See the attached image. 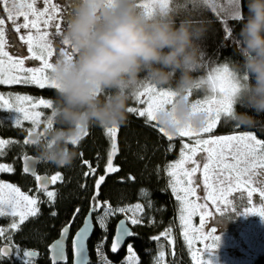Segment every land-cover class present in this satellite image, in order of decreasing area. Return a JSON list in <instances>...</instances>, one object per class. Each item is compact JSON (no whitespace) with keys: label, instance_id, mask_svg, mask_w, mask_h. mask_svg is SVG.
Instances as JSON below:
<instances>
[{"label":"clouds","instance_id":"obj_1","mask_svg":"<svg viewBox=\"0 0 264 264\" xmlns=\"http://www.w3.org/2000/svg\"><path fill=\"white\" fill-rule=\"evenodd\" d=\"M244 7L246 14L238 0L232 9L240 22L235 50L241 59L232 66L238 88L227 119L251 127L256 117L235 106L264 114V0H244ZM207 30L204 19L177 23L172 12H149L140 0H76L62 33L70 51L48 69L56 93L51 114L42 134L32 137L39 158L70 167L90 126L126 122L130 93L144 81L174 93L156 112L160 127L172 135L189 125L203 127L208 113L194 110L188 93L200 84L192 75L202 66L196 41Z\"/></svg>","mask_w":264,"mask_h":264},{"label":"snow or ice","instance_id":"obj_2","mask_svg":"<svg viewBox=\"0 0 264 264\" xmlns=\"http://www.w3.org/2000/svg\"><path fill=\"white\" fill-rule=\"evenodd\" d=\"M211 0H153L151 9L149 12L156 11L157 7L159 11L179 12L180 14L188 13L191 11L199 10L201 5H208ZM0 3L4 4V11L7 13V19L14 25L9 29L5 24V19L0 18V85L5 84H35L40 88H45L46 85L55 88V84L49 79V76L45 74V70L51 67V62L47 57L53 55L52 42L50 33L48 31L41 32L40 21L43 20V26L45 29L50 26H54L56 34H61V22L66 18V9L60 7L58 4H54L53 0H44L46 7L43 11L38 10L35 5L37 0H0ZM229 5L235 6L238 0H227ZM191 6V9L189 8ZM71 7V5H69ZM141 7L145 9L149 8L148 4H141ZM234 8V7H233ZM24 18L23 23L18 22L19 17ZM30 16L33 17L30 19ZM231 18L238 20V16L231 11ZM53 21H56L54 25ZM36 30V35L33 36L31 30ZM21 30H29L26 35L20 34ZM10 31L19 34L15 39L10 35ZM231 34V29H226ZM17 40L22 45H27L28 55L20 56L17 53L10 55V51L16 47ZM63 45H67L65 41H61ZM60 53L67 54L68 51L64 49L60 50ZM39 60L42 61V67L40 68H26L25 62ZM217 71H220L219 69ZM223 73L225 74L220 78V86L218 89L219 99L213 98L207 101L208 107L205 108L204 104L197 102L193 104L194 110L206 111L208 113V119L206 124L199 128L193 129L190 125L181 128L177 134L181 137H195V146L184 144L180 159L168 166V175L170 179V187L176 200L179 202V219L182 227L184 228V236L189 246L191 247L193 241L202 243L204 247L202 249H196V252L200 253L203 257L205 250L211 252L218 246L219 237L215 234L214 228L206 229L207 218L212 215V210L217 212L230 208L232 201L229 199L233 193L240 192L247 196L248 207L243 209V212L247 214H257L264 219V207L257 208L253 204V196L259 193V196L264 200V189L253 186V180L257 176H264V140H259L251 133L242 135H230L227 137H216L210 139H200V133H209L212 131L216 122L221 117H227V114L232 110L233 97L238 88V80L234 76L233 72L228 70L227 65L223 66ZM200 83H203L200 82ZM145 87L146 91L151 93L148 100V107L144 110H137L136 108H127L128 112H135L141 117H147L148 121H157L156 112L172 102L174 93L170 90H157V87L151 83L147 85H140ZM200 84L196 87L199 88ZM216 86H213V92H216ZM140 93L139 95H143ZM188 95H191L189 90ZM139 99V96L137 97ZM17 100H31V97H16ZM0 101L4 103L0 104V109L16 112L17 116L14 117V123L19 126L21 118L24 120H30L33 124V128L29 130L28 138L25 139V144H32V137L38 133L35 128L41 123L40 113L36 112L29 114L24 109L14 108L12 104L8 103L3 95H0ZM141 103L145 101L141 100ZM39 104L46 108H51L52 102L46 100H40ZM36 105H33L35 107ZM45 123V122H44ZM160 131L164 135L168 136L171 141L173 136L168 133L164 128H160ZM116 132L117 126L104 127V134L111 138V150L108 152V160L105 166V173H115L119 171V168L113 166V156L115 155L116 148ZM42 134V131H40ZM87 131L83 133V136L87 135ZM13 143L10 140L0 139V155L4 154L5 146ZM198 153L206 154V156H198ZM199 160H205L202 168ZM25 167L24 171H32L31 158L24 157ZM84 164H88V161H83ZM192 165L187 167L186 165ZM14 171L11 165L0 163V172H12ZM96 169L89 166V171L84 175L88 176L95 173ZM198 172H202L203 190L206 193L203 197L197 196V185L201 181V177L197 176ZM38 191L43 192L47 197V202L52 204L55 202V198L58 195L56 190H48L49 184L55 185L58 181H63V176L60 173H56L49 177H42L37 175ZM105 181V176H100L96 180V187L99 189L101 184ZM83 187V185H81ZM5 189L7 190L6 195ZM198 200H203V203H197ZM42 201L38 197H31L27 194L21 193L20 189L14 185L7 184L0 181V217H19V223L13 222L10 225L11 230L17 229L23 224L29 217H37L39 214V204ZM100 207L99 204L95 205L90 214L85 218L83 227L72 238V251H73V264H88V256L86 250V240L89 237V233L92 231L93 225L91 221V211ZM151 207V204H148ZM80 209L77 208L73 214V219L61 230V238L53 245L50 246L52 250V264H67V255L65 250V244L68 237L71 223L74 222L76 215H78ZM142 212L143 207L137 204L133 208H112L104 204L103 215L97 218V222L101 229L107 232V220L109 217L115 215L117 212ZM52 215H56L55 212ZM199 216V227H192L191 219L193 216ZM130 219L132 225L142 223V220L133 216ZM170 229L162 232L160 236H168ZM6 230L0 228V238L8 239L5 236ZM136 235L131 232L126 226V220H121L117 225L116 235L113 239L111 251L116 253L123 241L124 237H132ZM160 236L153 237L154 240H159ZM106 236L104 240H106ZM103 241L97 246V255L99 257L98 264H111L108 258L102 252ZM129 255L125 258V264H138L137 257L133 251L132 245H128ZM37 253L32 251H23L19 248L13 249L10 244L0 246V260L11 258L15 256L22 260V264H31L32 257ZM164 256L163 252L158 254L156 264H160ZM196 264H211L209 260L203 258L197 259Z\"/></svg>","mask_w":264,"mask_h":264},{"label":"trees","instance_id":"obj_3","mask_svg":"<svg viewBox=\"0 0 264 264\" xmlns=\"http://www.w3.org/2000/svg\"><path fill=\"white\" fill-rule=\"evenodd\" d=\"M225 1L217 0L214 7L201 5L199 10L191 11V14L172 12L177 23L185 18L207 21V32L196 41L203 53L202 66L192 73L197 80L205 76L218 63H227L232 67L241 59L235 50V37L239 32L240 22L228 19L224 14L226 13L224 12ZM140 3L149 5V8L145 10H152V0H140ZM189 8L191 9V6ZM241 11L246 14L244 0H241ZM227 20L230 22L231 34L227 32L225 36L222 26ZM143 75L142 73L141 76ZM143 83L147 85L150 82ZM27 88H31L33 92L38 91L42 100L52 102L56 97L55 89L49 86L45 88L28 86ZM157 89L168 90L167 87H157ZM6 90L0 85V94H4ZM141 90L142 86H139L130 93L127 108L133 107L137 110L142 108L143 103L140 102V97L137 98ZM202 92V87L193 88L189 97L192 100ZM235 107L238 112H248L256 117V124L251 127L238 126L230 120H221L211 131V136L244 132L264 140V114L257 115L251 109L240 105ZM41 109L43 116L47 119L51 114V108L42 106ZM43 126H39L38 130L42 131ZM27 129V124L17 126L6 112L0 109V138L13 141L5 146L4 154L0 155V163L11 165L14 169L12 172H0V181L12 184L21 192L32 194L42 201L39 204L38 216L29 217L15 230L8 231L14 222V217H0V228L5 229V236L9 237L8 239L0 238V246L13 243L21 250V253L26 249L35 250L38 255L35 259H31V264H51L47 246L58 236L62 226L69 224L76 209L79 208L80 211L70 227L71 232H74L79 227L76 228L77 224H81L82 218L92 205L99 204L100 208L98 207L92 214L94 231L87 246L88 264H98L97 246L102 241V252L111 264H125L126 247L115 255L109 254L115 223L123 216L118 213L116 216L109 217L107 232H105L99 226L96 215L103 211L101 207H104L105 202L112 208H121L145 200L148 203L142 211L144 219L142 223L132 225L133 233L136 235L132 236L127 243L132 245L138 264H156L160 252L164 253L161 264H189L187 251L183 246L179 248V242L172 249V245L165 239H153V230L158 226L159 229L172 226L175 232L178 231V201L171 190L167 170L170 164L178 160L180 154L179 142L174 141L175 143L171 145L172 142L168 141L154 121H148L146 116L141 117L135 112L127 111V120L123 125L117 126L115 137L117 151L112 160L113 166L119 168L118 172L105 173L108 152L111 150V138L104 134V127L97 125H92L86 130L88 134L81 139L76 149L78 155L70 167H57L40 159L38 172H46L50 176L60 173L63 176V181L52 185L58 192L52 204L47 202L43 192L38 191L35 179L21 171L20 159L23 155L38 156L33 144L24 143L27 138ZM83 161H88V164H84ZM89 166L96 171L85 176L84 173L89 171ZM100 176H105V181L97 189L96 180ZM149 203L151 207H148ZM53 212L56 215L53 216ZM105 236L106 240H104ZM176 236L180 240L179 232H176ZM67 253V264H71L69 244ZM0 264H22V260L12 256L0 260ZM251 264H264V251L258 254Z\"/></svg>","mask_w":264,"mask_h":264},{"label":"rangeland","instance_id":"obj_4","mask_svg":"<svg viewBox=\"0 0 264 264\" xmlns=\"http://www.w3.org/2000/svg\"><path fill=\"white\" fill-rule=\"evenodd\" d=\"M152 2H153V0H152ZM38 3H41V4L38 5L36 3L35 7L38 10L43 11L44 8L46 7V5L44 4V0H40V2H38ZM53 3L56 4L55 0H53ZM215 4H217V0H211V2L208 4V6L214 7ZM233 7L234 6L229 5L227 2L224 5V8H225L224 12H226L224 14L227 16L228 19H232L231 18V11H232ZM32 18L33 17L30 16V19H32ZM18 22L23 23L24 18L22 16L19 17ZM55 22L56 21H53L52 24L54 25ZM60 22H61V34H56V30H55L54 26H50L49 28L45 29L43 26V20H41L39 22L41 32L48 31L50 33L49 39H51V42H52L53 55L51 57H47V58L49 59V61L51 63H53L54 60L56 59V57L60 54L61 49H64L65 51H68V52L70 51V49L68 48L67 45H63L61 43L62 33H63L64 27L66 26V23L64 20L60 21ZM222 29H223L224 35L226 36L227 32H228V31H226V29H230V22L228 20L225 21V23L222 26ZM28 31L29 30H21L20 34L26 35ZM31 32H32L33 36L36 35L35 29H32ZM18 35L19 34H17V36ZM20 46L22 48H24V51H22L23 56H27L28 55L27 45H22L20 42ZM13 53H17L16 47H14L12 49V51H10V55H12ZM225 65H227L228 70L230 72H232V67H230V65H228L227 63H221V64L218 63L216 66L212 67L206 73L205 76L198 79V81H200V82L203 81V83H200V87L203 88V92L200 93L199 95H196L192 100L189 97L190 101L193 104H196L199 101V102L204 104L205 108H207L208 107L207 101H210L213 98L219 99L218 89H219L220 82H221L220 78L225 75L223 73V66H225ZM25 67L26 68H40V67H42V61H39V60L27 61L26 60ZM218 69L220 71H217ZM45 74L48 75V70H45ZM214 84H215L216 89H217L216 92H213ZM141 85H145V84L142 83ZM28 86L40 88L39 86H37L35 84H12V85L5 84V85H1V87L4 89L10 90V91L6 90L7 93L4 92V94L2 93L0 95H3L4 99L8 103L12 104L14 108L24 109L29 114L39 112L40 118H41V123L39 126L44 125V122L47 119H46V117L43 116V112L41 109L43 105L39 104V101L42 100V98H41L38 91L33 92L31 88H27ZM46 87H47V85H46ZM157 90H159V89H157ZM140 93H144L143 95H139L140 99L145 101L143 103L142 108H140V110H144L148 107V100L151 96V93L146 91L145 87H142V90L139 92V94ZM17 96L31 97V100H17L16 99ZM2 103H4V101H0V104H2ZM33 105H36V106L33 107ZM3 111H5L6 114L13 121H14V117L18 115V113H16V112H10V111H6V110H3ZM221 120L226 121L229 119H227V117L222 116L221 119L216 122L215 126ZM154 122L157 124L158 128L160 129L161 127L159 126L158 122L157 121H154ZM21 124H27V126H28L27 131H29L30 129H32L34 127L30 120H24L22 118H21L20 125ZM228 125H230V123ZM39 126L35 128V130L38 132L40 131V130H38ZM215 126L213 127L212 130H214ZM210 133L211 132L200 133L199 138L200 139H210V138H216V137H227L230 135L247 134L244 132H235V133H229V134H224V135L211 136ZM166 138L168 139V136H166ZM0 139H2V138H0ZM195 139H196L195 137H187V136L181 137V136L175 135V136H173L171 141L169 139H168V141L170 143L172 142L171 145L173 144L174 141L179 142V152L181 153V149H182L184 144H189V145L195 146ZM198 156H206V154L198 153ZM180 158L181 157L179 154L178 160ZM177 161H174V162H177ZM198 162L200 163L201 168H202L203 162H206V161L205 160H199ZM186 166L191 167L192 165L189 164ZM167 174H168V171H167ZM196 175L201 177V181L197 185V196L203 197L204 195H206V193L203 190L202 172H198ZM168 179L169 180L171 179L169 177V175H168ZM7 184H9V183H7ZM253 186L258 187L260 189H264V176L255 177L253 180ZM48 190H56V189L51 186ZM6 193H7V190L5 189L4 194L6 195ZM21 193H23V192H21ZM24 194H27L31 197H35L32 194H28V193H24ZM45 197H46V195H45ZM174 197H175V195H174ZM229 199L232 201V205L230 208L224 209V206H222V210L220 212H217L213 209L212 215L207 218V224L205 227H206V229H208V228H214L215 229V234L219 237V242H218V246L215 249L211 250V252H209L208 250H205L203 253V257L200 256L199 252H196V249H202L204 247V245L202 243H199V242L194 240L192 246L190 247L188 242L185 239V236L183 234L184 228L182 227V225L180 223V219H179V215H180V213H179V202H178V211H177L178 212V226L179 227L177 228L178 231H176V232H179L180 240L176 236V232L172 226H164L161 229L158 228L159 226L155 227L153 230V232H154L153 237H158V236H160V234L162 232H165L166 230L170 229L171 230L170 234L168 236H160V239H165L168 243H170L172 245V249H174V245H176L179 242L180 243L178 245L179 248H181V246H183L185 248V250L187 251L189 264H196V260L194 259V255L197 259L203 258L205 260H209L211 262V264H251L252 261L255 259V257L264 251V219H262L257 214H247V213L243 212V209L247 208L249 206L248 202H247V196L245 194H242L240 192L233 193L230 195ZM203 202H204L203 200L197 201V203H203ZM147 203H148L147 201L142 200L141 202L132 203L129 205H125L123 207L134 209L135 205L140 204L144 209V206L147 205ZM253 204L257 208L264 207V200H262L260 198L259 193L254 194ZM94 206L95 205H92L91 209H93ZM101 208L103 209V211L98 212L96 215L97 217H100L103 215L104 207H101ZM118 213H120V215L125 217L129 223H130L129 218L133 217L134 215L139 217L141 220L144 219L142 212L127 211L124 213L117 212L116 214H118ZM116 214L113 216H116ZM14 222L19 223V217L18 216L14 217ZM191 225H192V227H199V216L198 215L192 217ZM78 226H80V225L77 224L76 228ZM8 229H10V228H8ZM10 245L12 246L13 249L16 248L15 244L10 243ZM128 245H130V244H128ZM128 245H126L127 256L129 255ZM15 258L18 259L17 257H15Z\"/></svg>","mask_w":264,"mask_h":264},{"label":"water","instance_id":"obj_5","mask_svg":"<svg viewBox=\"0 0 264 264\" xmlns=\"http://www.w3.org/2000/svg\"><path fill=\"white\" fill-rule=\"evenodd\" d=\"M38 132V131H37ZM29 134V133H28ZM27 138H28V135H27ZM30 157L31 158V161H30V163H31V167H32V171H29V172H25L24 171V167H25V161H24V157ZM20 161H21V171L25 174V175H27V176H30V177H36L37 175H39V176H42V177H49L50 178V175L49 174H47L46 172H38V164H39V161H40V158L38 157V156H34V155H31V154H26V155H24V156H22L21 157V159H20ZM36 185H37V187H38V181L36 180ZM51 185L52 184H49V186H48V189L51 187ZM90 210H92V209H89L88 211H87V213L85 214V216H84V218L82 219V222H81V224H80V226L74 231V233L72 234V236H71V238H70V241H69V243H70V253H71V264H73V251H72V238L75 236V234L83 227V224H84V221H85V218L86 217H88L89 216V214H90ZM92 211H91V221H92V225H93V228H92V231L89 233V237H88V239L86 240V250H87V256H88V262H89V252H88V241H89V239H90V237L92 236V233H93V231H94V224H93V220H92ZM121 220H126V218H124V217H120L117 221H116V223H115V226H114V232H113V235H112V238H111V242H110V247H109V254H111V255H115V254H117L122 248H124L125 247V245H126V243L130 240V238L131 237H124V239H123V241L121 242V246H120V248H119V250L116 252V253H113L112 251H111V246H112V244H113V239H114V237H115V235H116V229H117V225L119 224V222L121 221ZM68 224H66V225H64L61 229H60V232H59V234H58V236L54 239V240H52L50 243H49V245L47 246V251H48V256H49V260H50V262H51V264H52V259H51V256H52V250L50 249V246L51 245H53L54 243H55V241H57V240H59L60 238H61V230L65 227V226H67ZM126 226L130 229V231L132 232V227L130 226V224L128 223V221L126 220ZM70 232H71V228L69 229V233H68V237H67V240H68V238H69V235H70ZM67 240H66V244H65V250H66V255H67ZM8 243H5V244H3V245H1V246H4V245H7ZM24 251H32V252H35V253H37L35 250H31V249H26V250H24ZM37 255H38V253H37ZM37 255L36 256H34V257H32V258H30V259H35L36 257H37Z\"/></svg>","mask_w":264,"mask_h":264},{"label":"flooded vegetation","instance_id":"obj_6","mask_svg":"<svg viewBox=\"0 0 264 264\" xmlns=\"http://www.w3.org/2000/svg\"><path fill=\"white\" fill-rule=\"evenodd\" d=\"M38 2H40V0H37ZM38 5H40L41 3H38ZM56 4H58L60 7L65 8L66 9V18L64 19L65 23L67 22L68 18L71 17L73 15L74 12V5L76 3V0H55ZM69 5H71V7H69ZM4 4L0 3V18L5 19V24L6 26L11 29L12 27H14V25L11 24V21H9L7 19V13L4 11ZM10 35L15 39L17 37V34L14 32L10 31ZM16 48H17V54L19 53L20 56H23L22 51H24V48H22L20 46V42H18L17 40V44H16ZM74 232H70L69 238L67 240V247L68 244L70 246V243H68L70 241V238L72 236ZM68 255V253H67ZM49 257V256H48Z\"/></svg>","mask_w":264,"mask_h":264},{"label":"bare ground","instance_id":"obj_7","mask_svg":"<svg viewBox=\"0 0 264 264\" xmlns=\"http://www.w3.org/2000/svg\"><path fill=\"white\" fill-rule=\"evenodd\" d=\"M28 133H29V131H27V135H28ZM24 156V155H23ZM51 177V176H50ZM34 178V177H33ZM35 179V183H36V178H34ZM37 186V185H36ZM52 186V185H51ZM38 188V187H37ZM94 211H92V213H93ZM84 218V217H83ZM82 218V219H83ZM125 218V217H124ZM127 220V219H126ZM128 221V220H127ZM82 222V221H81ZM129 223V222H128ZM94 224V223H93ZM130 224V223H129ZM66 225V224H65ZM130 226L132 227V225L130 224ZM63 227V226H62ZM132 232H133V229H132ZM128 243V242H127ZM127 243H126V245H127ZM126 245H125V247H126Z\"/></svg>","mask_w":264,"mask_h":264}]
</instances>
